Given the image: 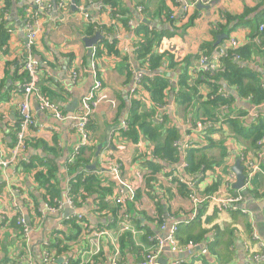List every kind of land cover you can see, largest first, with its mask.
Masks as SVG:
<instances>
[{
	"label": "crops",
	"instance_id": "1",
	"mask_svg": "<svg viewBox=\"0 0 264 264\" xmlns=\"http://www.w3.org/2000/svg\"><path fill=\"white\" fill-rule=\"evenodd\" d=\"M195 1L117 0V6L112 8L101 0H53L50 8L38 15L41 33L32 54L40 63L39 88L67 117L77 113L81 99L89 94L93 86L89 51L92 47L102 46L99 43L103 38L100 29L112 31L108 39L114 40L115 46L111 51L101 47L103 56L97 58L95 64L102 85L116 106L103 103L93 114L89 125L90 143L84 152L92 146L96 152L97 146L103 144L110 133L108 145L102 148L97 159L94 153L90 164L78 172L82 181L91 177L94 187L99 181L101 189H110V193L104 197L107 207L102 211L98 210L95 194L87 196L74 211L66 206L55 212L45 211L46 205L52 207L67 195L73 177L66 161L79 143V138L72 122L54 120L33 100L34 124L26 133V161L20 160L7 169L0 168V264H40L45 243L48 250L50 245L59 241L65 250L55 257L56 264L60 259L62 264H110L116 251L119 264H134L159 239L167 237L174 222L179 223L176 238L182 246L185 247L187 240H195L197 247L192 253H175L166 245L158 254L156 264H168L175 259L187 264H192L196 259L202 264H264L252 261L248 253L251 240L254 241L251 243V253L254 254L259 248L264 253V174H257L253 179L257 188L255 196L244 197V202L235 211L220 212L214 209V203H208L210 197H230L233 191L238 194L239 191L232 188L231 169L241 155L259 162L264 171V151L259 157L261 161L257 157L259 141L255 149L250 147L248 141L235 133L231 123L222 119L213 122V131L209 136L213 145L207 146L203 133L206 127L198 129L196 126L205 119L193 120L191 113H186L184 107L176 103V94L180 89L179 74L184 71L189 58L188 85L195 86L196 99L199 96L200 101L208 98L207 89L198 85L197 77L191 73L197 64L194 57L200 54L203 44L217 45V37L221 35L235 38L240 47L251 44L253 37L260 33L259 25H264V0H213L203 4L209 9H197L195 6L189 10V19L194 15L190 25H186L188 19L180 22L171 20L174 21L172 24L166 20V13L179 17L183 3ZM35 6V0H0V21H5L9 36L6 45L0 48V158L5 160L11 158L13 131L19 123L18 104L23 98L21 87L26 80L22 69L25 57L24 13L26 10L34 11ZM223 14L243 17L246 24L239 25L230 34L214 37L212 27L224 23ZM124 19L126 26L122 24ZM151 31L158 34V39L153 43V52L173 56L178 66L176 70L169 67V59L165 57L153 72L140 66L134 52L137 46L145 43ZM97 34L99 40L89 49L85 40ZM227 39L222 40L219 46ZM255 41L259 43L257 39ZM263 54L264 48L251 61L239 63L258 72L264 81ZM73 70L79 73L76 81L72 80ZM138 71L145 77L167 80L170 92L162 105L153 102L145 88L137 97L130 98L134 75ZM226 89V86L223 87L227 95H236L233 90L227 92ZM135 100L141 101L136 114L130 111ZM243 100L236 99L233 106L246 110L248 114L254 112L250 104L242 103ZM132 115L152 124L151 128L156 129L152 139L143 134L138 121L135 141L122 135L120 123ZM241 120L238 118V121ZM251 120L248 116L246 125ZM172 129L177 137L172 144L177 151V159L173 162L162 160L159 158L161 155L156 154V147H160L167 137V131ZM189 151L196 156H205L207 161L212 162V167L206 169L201 165L197 172H188L186 153ZM47 160L53 162L55 177L61 188V198L50 204L44 201V196L51 197L46 190L49 185H41L35 177L39 167L44 170L50 167ZM95 162L96 168L90 169ZM21 163H32L33 166L24 171L20 170ZM111 166L118 168L120 178L137 193L133 202L127 205L123 203L129 211L126 209L123 212L124 205L115 203L127 191L119 187L108 172ZM151 177L154 183L148 195L146 184ZM179 178L194 182L196 196L204 200L197 208L188 196L178 192L177 186L171 185L172 182L180 184ZM153 197L160 200L161 208L155 206ZM158 214L162 215L161 218ZM76 215L82 216L88 230H83L77 239H69L70 232L66 227L69 220L82 222V219L75 218ZM192 216L195 217L190 221L192 224L185 223ZM17 218H23L31 228L28 242L24 241L21 229L16 225ZM99 230L107 234L98 244V253L89 255L93 244L91 233ZM125 234L130 241L126 239L122 243ZM253 234L257 239L252 238Z\"/></svg>",
	"mask_w": 264,
	"mask_h": 264
},
{
	"label": "trees",
	"instance_id": "2",
	"mask_svg": "<svg viewBox=\"0 0 264 264\" xmlns=\"http://www.w3.org/2000/svg\"><path fill=\"white\" fill-rule=\"evenodd\" d=\"M59 1V0H56ZM104 5H108L112 8H115L117 6V0H101ZM113 13L115 11L113 10ZM166 13V11L164 12ZM248 13V11H246ZM165 18L167 21H170V24H172L174 21H171L170 18L171 13L165 14ZM194 15H192L186 25H190L193 22ZM243 17H232L228 14H223V21L224 23H218L217 25L212 27V34L215 37L216 35L220 34H230L236 27H238L241 24H246L244 22ZM123 26H126V20L122 21ZM5 21H0V48L6 45L9 36L8 32L5 28ZM179 23V22H178ZM260 26L264 25H259ZM147 29V27H145ZM100 32L103 33V38L99 42L102 44L101 47H106L108 51H111L113 47L115 46V41H109L108 36L111 35L112 31L110 29H100ZM158 34L155 31H151L147 35V39L145 40V43L142 45H139L135 49V56L136 59L140 61V66L144 67L149 72L155 71L157 68L160 67V62L165 57L166 59H169V67L173 70L177 69V64L175 63L173 56H169V54L166 56L162 55H156L153 52V43L156 41ZM253 42L251 44H247L244 47H239L238 49L234 51H229V54L227 58L222 59V66L221 68L214 74H200L196 82L198 85L204 86L208 91V98L204 101H200L201 97L199 96L197 99V90L195 86H189L188 83V70L187 66H190V62H188L189 59L186 61V66L183 72H180L179 74V83L178 86H180L179 93L176 94V103L182 107H184V111L186 113H191V118L195 121L201 120V119H208L210 120L209 126L207 125L204 129L205 137L207 138V146L213 145L212 140L209 138L211 132L213 131V122L217 121L219 118H224V120H227L231 123V126L235 133L237 135H240L243 137L245 141H248L250 143V147L256 148L257 142L260 141L264 137V118L258 117L255 120H252L248 125H246V120L238 121V119H233L235 116H240L243 111L246 112L244 109L237 108L236 106L231 105L233 102H235L236 99H246L250 98L251 103L254 106H260L258 111L264 112V85L263 80L258 72H254L248 65L244 66H238L239 62H248L251 61L254 57V55L258 53H262V49L264 48V28L260 33H258L256 36L253 37ZM258 40L259 43H257L255 40ZM98 43V44H99ZM101 47L96 48V56L94 57L95 63L97 58H101L103 56V50ZM219 48V45H215V43L211 44H203L200 48V54L203 55H211L214 51H216ZM258 51V52H257ZM264 55V54H263ZM238 58L237 60L235 58ZM199 55L194 57V60H198ZM167 59V60H168ZM190 61V60H189ZM263 63H264V57H263ZM189 64V65H188ZM97 75L99 76L98 72ZM143 87L149 91L151 98L153 102L162 105L165 102V99H168L169 96L168 93L170 92L169 85L166 79L162 77H144L142 80ZM196 84V83H195ZM222 85H225L228 89L233 90L236 95L234 94H228L227 97L222 96L218 91L223 89ZM40 92L42 95L48 97L47 94H45L41 88ZM225 92V91H224ZM226 93V92H225ZM140 100L132 101V105L130 108L131 113L136 114L137 108L140 106ZM221 108V109H220ZM224 108V109H223ZM232 114V115H231ZM261 114V113H258ZM233 119V120H230ZM128 120H130L129 128L126 132L122 133L124 137H129L133 141L136 140V133H135V126L137 125V121L140 122L138 124V127L143 131V134L146 135V137L152 139L155 133V128H151L152 124L147 123L146 120H141L138 116H131ZM91 122V121H90ZM89 122V125H90ZM19 124V123H18ZM18 124L14 128L13 133L16 132L18 129ZM88 125V133L90 134ZM177 139L176 137V131L175 130H168L167 131V137L164 139V141L161 143L160 147H156V154L161 155L162 160L168 159L169 161H175L177 159L176 157V150L172 148L173 142ZM15 142V138L13 143H11V147L13 148ZM90 143V140H89ZM259 149V147L257 148ZM85 148L81 150L77 158L75 159L74 163L70 166H68V170L70 171V175H72L73 179L70 181V188L68 196L73 200L75 207H78L82 202L86 199L87 196L95 194L97 196V207L98 210H104L106 209L107 205L104 201V197L110 193V189H101L100 182H97V187H94V184H92L93 179L90 177L88 180L80 178L78 172L80 168H84L86 165L90 164V162L93 159L94 153H95V147L92 146L90 149H88L86 152H84ZM186 160L189 164V170L188 172H197L201 165H203L206 169L212 167V162H209L206 160L205 156L202 157L196 156V154L193 151H189L186 153ZM50 163V167L46 170L42 169V167H39L37 172L35 173L36 179L39 181V183L43 186L49 185L47 187L48 195L51 196L50 198H47L44 196V201H47L46 203H53L54 200H59L61 198V188L59 186V181L55 177V167L52 161H48ZM33 166L32 163L26 164L21 163L20 170L23 169L25 171L28 170ZM47 171V173H46ZM187 172V171H186ZM54 181L55 183H52ZM58 181V182H57ZM154 183V179L151 177L147 180L146 184V194L150 195V190L152 189ZM171 185L177 186V190L180 194L189 196V191L187 190V187L185 184H178L175 182H172ZM216 189V187H214ZM256 186L252 182L251 188L246 190V194L242 193V197L246 196H255L256 194ZM235 193V191H233ZM164 192H162L163 194ZM232 194L231 197L237 196V194ZM229 196V195H228ZM137 197V193L135 194V198ZM134 198V200H135ZM155 206L161 208V205H159L160 200L157 197L152 198ZM210 200V199H209ZM128 202H126L127 205ZM208 203H213L211 200L208 201ZM57 205V204H56ZM54 205V206H56ZM213 206V205H212ZM214 207V206H213ZM128 210V206H126L125 210ZM216 209V207H214ZM159 218H161V214H158ZM195 220V219H194ZM82 222L79 223L75 219L69 220V222L66 224V227L68 228L67 231L70 232L69 239H77L83 230L87 231L88 228L86 226V222L81 220ZM193 221V220H192ZM159 222V221H158ZM161 222V221H160ZM192 224V222H190ZM71 232L73 235H71ZM129 239L128 236L125 234L122 236V243L124 240ZM190 239V238H189ZM251 239V238H250ZM177 246L180 249H184V246L178 241ZM188 242L196 243L195 240H187ZM254 242L251 240V242L248 245V253L252 257L254 255H261L264 254L262 250H259L254 252V254L251 253V243ZM185 244V246L187 245ZM65 248L61 244V241L56 243L55 245H50L48 247V252L52 254V257L56 260V256H59L61 251H64ZM145 254L143 255V258L145 257ZM250 257V258H251ZM141 258V260L143 259ZM140 260V261H141ZM94 262V261H93ZM192 264H202L200 260L196 259L193 261Z\"/></svg>",
	"mask_w": 264,
	"mask_h": 264
},
{
	"label": "built area",
	"instance_id": "3",
	"mask_svg": "<svg viewBox=\"0 0 264 264\" xmlns=\"http://www.w3.org/2000/svg\"><path fill=\"white\" fill-rule=\"evenodd\" d=\"M51 1L53 0H35V10L30 11L26 10L24 13L25 16V57L22 61V69L24 73L26 74V80L24 84L21 87V93H22V100L18 104V118H19V124L18 129L16 130L14 134L15 142L14 146L11 150V158L9 160H5L3 158H0V168L7 169L10 167V165L15 164L17 162L26 161V158L24 157V153L26 151L27 145H26V133L28 129L33 126L34 124V116L32 111V101L34 100L38 107L45 113H47L51 118L57 121H65L69 120L73 123L75 133L77 134L79 138V143L73 148L70 156L68 157L66 161L67 167L72 165L81 152L82 149L86 148L89 145L90 135L88 133V125L89 122L92 119L93 114L96 112L98 107L103 103H110L111 107H115V102L111 100L108 96L107 90L103 87L102 82L97 75L96 70V64L94 57L96 56V48H91V73L93 76V86L91 88V91L89 94L85 97H83L79 103V109L77 113L72 114L71 116L67 117L64 114H62L61 110L59 109L58 105L54 102L45 97L41 94L39 89V71H40V63L34 58L32 51L33 47L35 46V43L37 41V38L39 34L41 33V29L38 23V15H42V12L47 11L51 6ZM183 1V0H180ZM213 0H196L194 3L191 4H185L180 8V14L179 17L175 14H171L170 18L172 20H179L180 21H186L188 19L189 21V10L193 9L198 4H209ZM141 9H139L140 11ZM184 23V22H181ZM188 23V22H187ZM264 26H260V31H262ZM240 47V44L237 42V40L233 37H228L226 42L223 45H220L219 48L211 53V55H203L199 54V58L197 60L196 67L191 71L192 75L195 77H198L200 74H214L216 73L222 66V59L227 58L229 51H234ZM238 59L237 57L235 58ZM79 76V73L75 70L72 71V80H77ZM144 75L142 72H136L134 75V81L133 85L130 89V98L137 97L140 92L143 91V84L142 80L144 79ZM222 96L227 97V94L222 89L218 91ZM242 103L250 104L251 99L246 98L242 101ZM244 105V104H242ZM253 107L254 112L249 113V117L253 120L258 117L264 118V112H259L261 114H258V109L260 106L256 107L252 104H250ZM235 119V116L233 117ZM199 123L197 124L198 129H202L209 125ZM130 121L128 119H124L120 123V131L122 133L126 132L129 128ZM259 147V153L257 155L258 159L262 156L264 151V137L258 142ZM176 146V144H174ZM240 160L243 163L244 166V186L242 190H240L235 197H210L209 199L214 203L216 210L220 212H228V211H235L237 209V206L242 204L244 202V197L240 194L242 191H246L247 189L251 188L252 182L254 177L257 174H264V171L260 167V163L256 162L254 159L249 158L248 156L241 155ZM261 161V159H260ZM108 166V165H107ZM182 168H185L182 166ZM108 172L110 175H112L117 182L118 186L121 187L124 191H127L125 196L119 197L115 200V203L117 205L125 204L126 202H133L135 198L136 192H134V188L129 187L126 182L120 178L119 170L117 167H109ZM231 178L233 179V183L235 182V175H231ZM178 181L180 183L185 184L189 191V200L191 201L192 205L197 208L201 203H203L204 200L196 196L193 188L195 187L194 182H185L182 178H179ZM69 188L67 189V195L65 199L61 202H56V206L49 207L48 205L45 206V211L47 212H55L62 207L66 206L69 210L74 211L76 210L75 204L73 200L68 196ZM122 194L124 192H121ZM123 204V205H124ZM126 205V204H125ZM125 205L123 208V212L125 210ZM78 220L82 219L81 215H76L75 217ZM127 218V216H125ZM195 217H191L189 221H186L185 223H189L190 221L194 220ZM178 222L172 223L169 229V233L167 237L163 239H159L158 243L145 255V257L134 264H156V260L158 257V254L160 251L168 245L170 249L175 252H186V253H192L194 249H196L197 244L193 242H188L187 245L184 247V249H180L177 246L176 241V233L178 230ZM16 225L21 229V232L23 234V238L25 242H28L30 240V234H31V228L26 224L23 218H17ZM161 229H164V227H161ZM106 231H95L91 233V237L93 240V244L91 246V249L89 250V255L97 254L99 251V242L102 237L106 235ZM253 239H257L256 235L253 234ZM48 244L45 243L44 245V251L42 252L41 256V263L40 264H56V260L52 257L50 252L47 250ZM95 248H92L94 247ZM252 261L256 263H264V254L261 255H254L251 257ZM118 253L115 252V256L111 259L110 264H119L118 263ZM168 264H187L182 260L175 259L170 261Z\"/></svg>",
	"mask_w": 264,
	"mask_h": 264
},
{
	"label": "water",
	"instance_id": "4",
	"mask_svg": "<svg viewBox=\"0 0 264 264\" xmlns=\"http://www.w3.org/2000/svg\"><path fill=\"white\" fill-rule=\"evenodd\" d=\"M196 8L197 9H201V8L209 9V7H206V6L200 5V4H198L196 6ZM98 38H99V35L97 34V35H95L94 38L85 40L86 46L90 49L92 46H94L96 44V41L99 40ZM227 38H228L227 35H221V36L217 37L216 44L219 45L222 42V40H225ZM90 54H91V51H89V55ZM238 64L241 65V63H238ZM222 86L225 88L224 85H222ZM226 91L228 92L229 89H226ZM109 135H110V133H109ZM109 135H108V137H109ZM108 137H107L106 141L103 144L97 146L96 152H95V159L98 158V156H99L102 148L103 147H107L108 140H109ZM89 168L92 169V170H94L96 168V162H95V164H93ZM231 171L235 175V182H234L232 188L234 190H237V191L242 190V188L244 186V177H245V175H244V166L241 164V162H240L239 159L236 160V162H235L234 166L232 167ZM242 193L246 194V191H242ZM61 262H62V259H60L58 261V264H62ZM159 264H166V263H159Z\"/></svg>",
	"mask_w": 264,
	"mask_h": 264
},
{
	"label": "rangeland",
	"instance_id": "5",
	"mask_svg": "<svg viewBox=\"0 0 264 264\" xmlns=\"http://www.w3.org/2000/svg\"><path fill=\"white\" fill-rule=\"evenodd\" d=\"M231 105H233V103L231 104ZM256 107H258V106H256ZM221 109V108H220ZM224 109V108H223ZM232 115V114H231ZM249 116V114L247 113V112H245V111H243V113L240 115V116H236L235 117V119H238V118H241V119H243V121H245L246 120V118ZM222 119H224V118H219L218 119V122H220ZM253 120H255V119H253ZM224 121V120H223ZM252 121V120H251ZM202 122V124H207V123H210L211 121L210 120H208V119H205V120H203V121H201ZM217 122V123H218Z\"/></svg>",
	"mask_w": 264,
	"mask_h": 264
}]
</instances>
